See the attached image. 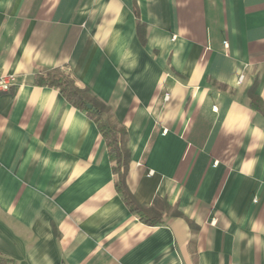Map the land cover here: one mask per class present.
<instances>
[{
    "label": "crops",
    "instance_id": "1",
    "mask_svg": "<svg viewBox=\"0 0 264 264\" xmlns=\"http://www.w3.org/2000/svg\"><path fill=\"white\" fill-rule=\"evenodd\" d=\"M52 69L126 129L134 200L181 217L125 205ZM0 74V264H264V0H0Z\"/></svg>",
    "mask_w": 264,
    "mask_h": 264
},
{
    "label": "trees",
    "instance_id": "2",
    "mask_svg": "<svg viewBox=\"0 0 264 264\" xmlns=\"http://www.w3.org/2000/svg\"><path fill=\"white\" fill-rule=\"evenodd\" d=\"M34 83L37 86L57 89L64 99L74 108L85 112L95 123L103 138L116 191L121 194L125 205L137 216L140 222L149 226L161 224L168 215L181 217V213L167 204L164 199L155 198L151 206L138 204L126 185L130 164V151L127 148L126 129L119 125L109 107L97 99L88 89L79 88L71 75L61 69H52L38 74ZM254 109L263 112L264 107L259 99L251 100ZM90 107L89 109L87 107ZM193 228V224L187 220Z\"/></svg>",
    "mask_w": 264,
    "mask_h": 264
},
{
    "label": "built area",
    "instance_id": "3",
    "mask_svg": "<svg viewBox=\"0 0 264 264\" xmlns=\"http://www.w3.org/2000/svg\"><path fill=\"white\" fill-rule=\"evenodd\" d=\"M242 81V76L238 78V82ZM15 85V78L13 76H5L0 74V92H8Z\"/></svg>",
    "mask_w": 264,
    "mask_h": 264
},
{
    "label": "water",
    "instance_id": "4",
    "mask_svg": "<svg viewBox=\"0 0 264 264\" xmlns=\"http://www.w3.org/2000/svg\"><path fill=\"white\" fill-rule=\"evenodd\" d=\"M87 108L89 109L90 107L88 106Z\"/></svg>",
    "mask_w": 264,
    "mask_h": 264
}]
</instances>
